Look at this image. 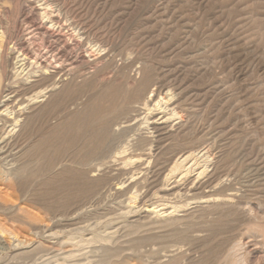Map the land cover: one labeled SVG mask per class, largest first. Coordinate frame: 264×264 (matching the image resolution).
<instances>
[{
    "label": "bare ground",
    "instance_id": "obj_1",
    "mask_svg": "<svg viewBox=\"0 0 264 264\" xmlns=\"http://www.w3.org/2000/svg\"><path fill=\"white\" fill-rule=\"evenodd\" d=\"M3 1L0 0V169L7 170L3 172L6 178L14 175L20 186L26 187L30 178L33 182L46 174L35 186L43 189L34 196L44 198L50 193L49 189L64 192L57 197L62 200L56 207L65 210L74 201L95 195L99 187H129L127 182L131 180L133 183L135 176L142 172L138 171L141 164H137L138 172L129 171L132 175L126 179L121 177H127L129 172L126 169L151 150L150 139L155 138L156 133L160 145L168 143L156 164L158 171L154 173V177L161 180L160 171L167 170L162 173L165 174L162 186L166 190L172 185V175H187L198 169V157L207 153L206 147L202 146L208 140L211 122L208 119L206 123L204 121L201 137H198L193 123L198 111L201 112L199 106L208 101L207 95H202L200 88L185 86V73H181L174 62H168L165 49L154 47L152 37L146 31L145 20L149 15L145 11L148 17H139L131 25L124 20L131 8L129 0H19L16 19L11 25L8 19L11 12L13 15L16 12L1 4ZM8 1L14 5L18 0ZM215 9L212 7L211 10ZM117 57L122 62L121 66H118L120 60L117 63ZM136 63L140 64L138 68H135ZM134 70L136 76L140 74L138 79L132 75ZM61 78L65 80L61 82L62 86L59 85L61 90L54 92L59 88ZM170 85L174 87L169 88ZM164 89L166 93H163ZM48 94L50 98L46 103L32 108L28 115L23 114L24 107L39 102ZM83 98L87 100L83 109L70 111L71 104L77 105ZM22 116L25 117L22 119ZM177 119L182 124L173 131L172 128L177 126L172 123ZM17 126L20 129L16 136H9ZM207 154L205 157L209 158ZM135 156L139 157L134 159ZM176 156L169 168L168 162ZM147 159L145 163L148 165L150 160ZM98 171L104 173L96 176ZM255 187V191L258 190ZM260 204H256L260 210L258 213L248 202L235 210L229 208L233 212L222 215L218 223L220 227L213 231V236L219 239L207 249L201 263H197L250 264L251 251L245 250L244 238L254 248H260L257 246L264 240V204ZM185 206L161 203L150 206L146 211L157 213L158 217H170ZM166 207L171 210H165ZM248 220L254 224H249ZM225 234L231 235L230 240L228 238L230 242L226 237L222 238ZM146 239L140 238L139 243Z\"/></svg>",
    "mask_w": 264,
    "mask_h": 264
},
{
    "label": "rangeland",
    "instance_id": "obj_2",
    "mask_svg": "<svg viewBox=\"0 0 264 264\" xmlns=\"http://www.w3.org/2000/svg\"><path fill=\"white\" fill-rule=\"evenodd\" d=\"M19 3V0L15 1V6L8 0L1 3L10 10L15 9V15L11 12L8 19L11 25L16 19ZM129 6L131 8L124 18L125 22L132 25L139 17L149 15L145 27L154 47L165 49L168 62L175 63L182 70L181 73H185V86L200 88L201 94L207 95L208 101L201 105L202 108L199 106L201 112L198 111L193 124L196 125L198 137H201L203 125L208 120L211 122L208 140L202 146L206 147L205 152L210 157H205L207 153L203 157L199 156L198 169L187 175H172V185L166 190L162 186L165 183V174L162 173L167 170L160 171L161 180L155 178L154 173L158 171L156 164L161 160L163 149L168 143L160 145L156 133L154 136L157 140L154 137L150 139L153 147L152 152L148 151L151 154L146 151L144 158L141 157L140 161L126 169L128 172L142 171L135 176L133 183L131 180L126 183L129 187H99L95 195H90L93 197L89 196L90 200L86 197L74 201L76 203H71L70 209L65 210L56 207L62 200L57 197L64 192L49 189L50 193L44 198L34 196L43 189L35 186L46 174L37 181L32 182L30 178L24 187L20 186L14 175L9 176L14 177L10 178L11 182L3 174L7 170L0 169L4 170L0 172V264H199L197 262L201 263L207 249L219 239L213 236V231L220 227L218 223L222 215L232 213L245 202L252 204L254 212L258 213L260 210L256 204H264V0H129ZM212 7L216 9L211 10ZM119 60L117 57V63ZM121 64L120 60L118 66ZM138 65L136 63L135 68ZM136 73L132 71V75L138 79L140 74L136 76ZM62 79L58 84L60 89L57 87L54 92L61 90L60 86L65 81ZM166 91L164 89L163 93ZM46 96L24 107L23 114L28 115L33 111L32 108L46 103L50 94ZM86 102L83 98L77 105L71 104L70 111L83 109V103ZM175 121L172 123L175 126L182 124L179 123L180 119ZM177 128L173 127L172 130ZM19 129L20 126H17L9 136H16ZM149 147L146 146L147 149ZM176 158L168 162L169 168ZM146 159L150 160V164L145 163ZM142 163L147 166L143 164L142 167ZM137 164H141V170L136 168ZM203 168L207 169L203 172ZM101 172H95L99 173L96 176L104 173ZM126 175L121 179L132 174L129 172ZM248 185L251 186L250 190H247ZM254 187L258 190L255 191ZM55 199L56 202L53 201ZM161 203L190 205L171 214V218L169 215L158 217L157 213L146 211L150 206ZM165 210L171 209L166 207ZM247 222L254 224L251 220ZM262 233L264 235V230ZM226 235L222 238L230 240L231 235ZM101 236V239L98 238ZM146 237L148 239L144 243H139L140 238ZM246 240L244 238L245 250L251 251L249 263L264 264V240L257 246L260 248H254ZM79 241L82 246L78 244Z\"/></svg>",
    "mask_w": 264,
    "mask_h": 264
}]
</instances>
